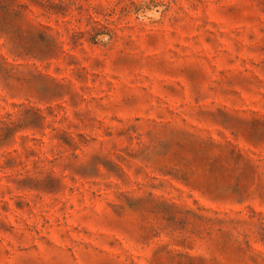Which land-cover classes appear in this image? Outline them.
Returning a JSON list of instances; mask_svg holds the SVG:
<instances>
[{
    "label": "rangeland",
    "instance_id": "obj_1",
    "mask_svg": "<svg viewBox=\"0 0 264 264\" xmlns=\"http://www.w3.org/2000/svg\"><path fill=\"white\" fill-rule=\"evenodd\" d=\"M0 264H264V0H0Z\"/></svg>",
    "mask_w": 264,
    "mask_h": 264
}]
</instances>
